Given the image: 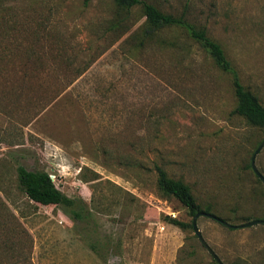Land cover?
I'll return each instance as SVG.
<instances>
[{
    "label": "rangeland",
    "instance_id": "1",
    "mask_svg": "<svg viewBox=\"0 0 264 264\" xmlns=\"http://www.w3.org/2000/svg\"><path fill=\"white\" fill-rule=\"evenodd\" d=\"M140 1L204 27L264 107V0ZM144 19L113 0H0V264H214L167 222L193 218L155 166L229 224L264 221V129L232 113L231 77L183 32L138 45ZM255 165L264 177V146ZM18 166L48 173L71 217L30 201ZM196 225L223 264H264L263 224Z\"/></svg>",
    "mask_w": 264,
    "mask_h": 264
},
{
    "label": "trees",
    "instance_id": "2",
    "mask_svg": "<svg viewBox=\"0 0 264 264\" xmlns=\"http://www.w3.org/2000/svg\"><path fill=\"white\" fill-rule=\"evenodd\" d=\"M90 1L83 0V3L88 5ZM113 2L119 11L124 12H129L134 7H140L145 19L139 30L133 35L140 46L154 42L159 47L166 45L175 47L176 43L165 39L164 33L174 29L183 32L189 40H192L204 51L216 68L231 77L236 99V106L232 113L243 117L249 124L264 129V107L259 103L257 97L240 83L237 72L227 59L222 47L208 36L204 27L194 24L184 15L172 16L162 13L152 4L140 0H113ZM154 169L159 190L165 196L174 197L187 210L190 217L206 213L228 223L212 213L209 205L201 207L191 194L189 187L182 181L168 177L166 171L160 166H155ZM16 174L18 187L30 201L43 206L60 207L71 217L74 201L56 188L48 173L30 171L23 166H18ZM72 211L75 215L81 216V212ZM166 220L181 230L192 229V221L186 223L171 218H166ZM246 222H252V220H246ZM212 262L217 264L213 259Z\"/></svg>",
    "mask_w": 264,
    "mask_h": 264
},
{
    "label": "water",
    "instance_id": "3",
    "mask_svg": "<svg viewBox=\"0 0 264 264\" xmlns=\"http://www.w3.org/2000/svg\"><path fill=\"white\" fill-rule=\"evenodd\" d=\"M264 146V141L258 146V148L256 149V151L254 152L252 158H251V169L254 172V174L259 178V180L264 184V177L260 174V172L257 170L256 165H255V157L258 154V152L261 150V148ZM204 216L210 219H213L217 222H219L220 224L226 226L227 228H231V229H237V228H244V227H250V226H254L257 224H263L264 225V221H252V222H248L246 224H242L239 226H235V225H231L229 223H226L224 221H221L219 219H217L216 217H214L213 215L210 214H206V213H199L196 214L193 219H192V229L193 232L195 234V236L198 238L199 242L201 243V245L207 250V252L209 253V255L212 257V259L217 263V264H223L220 259L218 258V256L213 252V250L207 245V243L204 241V239L202 238L201 232L199 231L197 225H196V221L199 217Z\"/></svg>",
    "mask_w": 264,
    "mask_h": 264
},
{
    "label": "built area",
    "instance_id": "4",
    "mask_svg": "<svg viewBox=\"0 0 264 264\" xmlns=\"http://www.w3.org/2000/svg\"><path fill=\"white\" fill-rule=\"evenodd\" d=\"M166 215H168L169 217H171V218H174L175 217V215L172 213H167Z\"/></svg>",
    "mask_w": 264,
    "mask_h": 264
}]
</instances>
